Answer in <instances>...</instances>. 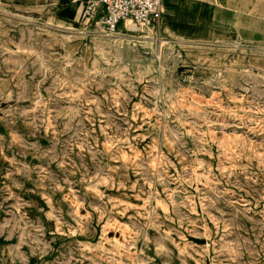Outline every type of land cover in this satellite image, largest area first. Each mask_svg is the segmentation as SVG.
<instances>
[{"label": "rangeland", "instance_id": "1", "mask_svg": "<svg viewBox=\"0 0 264 264\" xmlns=\"http://www.w3.org/2000/svg\"><path fill=\"white\" fill-rule=\"evenodd\" d=\"M71 2L0 0V264H264V36Z\"/></svg>", "mask_w": 264, "mask_h": 264}, {"label": "crops", "instance_id": "2", "mask_svg": "<svg viewBox=\"0 0 264 264\" xmlns=\"http://www.w3.org/2000/svg\"><path fill=\"white\" fill-rule=\"evenodd\" d=\"M84 0L72 1L59 9L62 21L76 22ZM161 26L174 18L186 26L202 21L210 27H227L241 40L264 36V0H162Z\"/></svg>", "mask_w": 264, "mask_h": 264}, {"label": "built area", "instance_id": "3", "mask_svg": "<svg viewBox=\"0 0 264 264\" xmlns=\"http://www.w3.org/2000/svg\"><path fill=\"white\" fill-rule=\"evenodd\" d=\"M76 1V0H71ZM162 0H84L80 19L94 21L105 34H114L119 25L159 29Z\"/></svg>", "mask_w": 264, "mask_h": 264}]
</instances>
